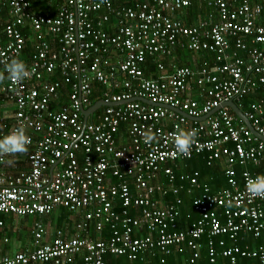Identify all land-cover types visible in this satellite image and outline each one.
Masks as SVG:
<instances>
[{
	"label": "built area",
	"instance_id": "1",
	"mask_svg": "<svg viewBox=\"0 0 264 264\" xmlns=\"http://www.w3.org/2000/svg\"><path fill=\"white\" fill-rule=\"evenodd\" d=\"M194 1L211 10L186 25L179 16ZM37 2L56 13L35 11ZM4 8L9 19L0 35V73L6 76L0 94L15 112L9 128L0 113V136L22 128L33 150L29 170H0V215L42 216L66 208L77 221L73 234L57 230L51 241H45V224L36 221L33 248L0 255V264H71L79 255L82 264H106L108 254L150 264L158 253L167 264L168 256L185 247L191 255L182 264H199L204 247L211 263L251 257L264 264V245L252 250L236 244L246 235L264 236V197L246 190L255 174L245 169L238 177L236 170L264 163V141L223 106L234 100L242 109L248 94L264 90V0L119 6L114 0H0ZM27 30L35 41L29 75L13 83L4 67L22 55ZM232 45L243 55L229 53ZM177 47L212 52L216 61L165 65ZM149 58L158 65V79L145 76ZM94 83L104 87L97 101L117 105L102 106L85 124L82 109L94 104ZM243 112L264 136V97ZM147 130L156 137L149 144L141 135ZM177 130L195 132L187 155L176 152ZM12 156L0 155V168ZM195 156H207L208 164L224 158L228 186L212 192L197 171L179 175L177 184L174 166ZM183 182L189 192L200 191L193 201L200 218L188 231L178 229ZM169 195L175 201L165 200ZM107 226L113 231L107 240L88 235L90 228L101 234Z\"/></svg>",
	"mask_w": 264,
	"mask_h": 264
},
{
	"label": "trees",
	"instance_id": "2",
	"mask_svg": "<svg viewBox=\"0 0 264 264\" xmlns=\"http://www.w3.org/2000/svg\"><path fill=\"white\" fill-rule=\"evenodd\" d=\"M138 1H145V0H114L116 5H123L128 3L129 5L136 4ZM48 5V3H47ZM52 7H46V3H40V5H37L35 7V10H40L42 12L49 11L51 15H54L56 12L51 9ZM6 10L0 11V35H3L4 26L7 23L9 16L7 8H4ZM51 10V11H50ZM211 7L207 4H201L197 1H194L193 4L183 10V12L180 14V18L185 22L186 25H192L194 24L198 17L207 16L210 13ZM49 13V14H50ZM110 25L107 24L105 27L109 30ZM50 40L53 41V37L49 36ZM52 38V39H51ZM56 47V46H55ZM234 51H237L238 54L241 56L243 55L238 49L235 48V45H232L231 50L229 53H233ZM33 51V41L31 39L27 38L26 46L24 48V51L22 53L21 58L27 63L30 62ZM175 60L172 59V57H166L163 59V62L165 65H170L172 62L178 66H193L195 64L201 65L204 62H208L210 64L214 63L216 61V54L208 51H202V52H194L189 49H184L181 47H177L174 51ZM169 69V68H168ZM145 76L147 78H153L158 79L160 75V71L158 69V65L155 61H153L151 58L148 59V62L146 66L144 67ZM168 71V70H167ZM94 93L92 96V102L95 103L97 100L102 98L101 92H103L104 87L101 84L94 83ZM264 97V90L257 89L256 91L248 94L243 99L242 109L244 111L248 110L251 106V104L259 101L261 98ZM101 110V109H100ZM232 115H236L233 110H231ZM7 125L8 128L14 124V121L7 119ZM126 124H122V133H124V126ZM0 128L3 129V124H1ZM6 130V129H5ZM33 150V147H28L26 150V157L23 159V161L20 163L17 162V160L14 161V155L10 158L13 163H5L2 171L6 174H17L20 171H23L27 168L28 163V155ZM174 166V165H173ZM246 167V166H245ZM245 167L243 166H236V170L238 173V177H241V173L243 170H245ZM225 168L226 163L222 159H218L214 161L212 164H208V158L207 156H195L194 158L185 161L184 163H178L177 166H174V171L178 175V182L177 184H181L179 180V175L183 173H191L199 172L200 176L199 179L201 182H206L210 185L212 192H216L217 190L221 188H225L228 186L227 183V177L225 175ZM248 170H250L251 173L257 175V174H264V163L261 165L255 166L252 163L248 164L246 167ZM185 184V187L182 188L180 191V197L183 200V203L180 205V216L178 218V229L180 231H188V229L191 227V225L200 218V213L195 209L193 201L197 196H199L200 191L194 189L193 191L189 192V183L183 182ZM167 201H175V195H169L165 198ZM61 218L68 219L69 216L72 214L68 209L62 208ZM8 214H1L0 215V238L4 236L6 233L11 235V232H8L7 227L3 225L6 217ZM113 231L109 226L105 227L103 232L101 234H98L96 230L93 228H90V233L88 234L92 238H102L104 240H107L112 235ZM85 235V234H83ZM218 239H216L217 241ZM206 237L203 239V243L206 244ZM228 245H234L235 243L232 240L227 241ZM241 247H245L246 245H249L252 250L259 249L260 246L264 245V236L260 238H255L251 235H246L244 237H241L238 239V242L236 243ZM184 252L175 251L174 254L167 257V264H182L184 263L188 257L191 255L188 247H185ZM161 256L159 255L157 259H151L149 258L150 264H162L161 263ZM76 264H82V256L79 255L76 258ZM224 260L219 257L215 263L210 262V258L208 257V252L206 247L202 249V256L199 260V264H223ZM106 264H144L142 261L139 260H130L126 256H118L113 254H108L106 257ZM238 264H260L258 259L251 258V257H240L238 260Z\"/></svg>",
	"mask_w": 264,
	"mask_h": 264
},
{
	"label": "crops",
	"instance_id": "3",
	"mask_svg": "<svg viewBox=\"0 0 264 264\" xmlns=\"http://www.w3.org/2000/svg\"><path fill=\"white\" fill-rule=\"evenodd\" d=\"M40 3H46V7H48L47 2H37L33 4V9L35 10V7L37 5H40ZM35 11H40V10H35ZM53 11H55V9ZM42 13H45V12H42ZM46 13L49 14L50 12L46 11ZM49 15H51V13ZM3 36H4V32H3L2 37ZM26 36L28 39H31L33 41V51H34L35 41H34L33 32L27 30ZM175 55L176 54H174V57L172 58L173 60H175ZM21 56L18 59L23 61L25 66L28 67L30 62L26 63L21 58ZM197 65L198 64H195L193 66H197ZM5 81H6V76L0 73V88ZM192 86H193L192 96H195L197 93V88L195 84H192ZM14 112H15V105L13 104V102L9 99L4 98L0 94V113L4 114L6 123L8 121L7 119H10L11 121L13 120ZM25 152L14 154V161L17 160V162L19 163L20 161L22 162L23 159L27 156ZM221 159L225 162L224 158H221ZM246 167L245 169H247ZM2 168H0V170H2ZM27 170H29L28 163H27V168L25 169V171ZM61 213H63L62 208L54 211L50 215H42V216L36 215V216L20 217V216H16L13 214H8L3 225L7 227L8 232H11V235L6 233L4 236L0 238V255H13L17 252H24L28 249L33 248V242H34L33 228H34V224L36 221L43 222L47 228V233L45 235V241H51L52 238L55 236L56 234L55 232L57 230H63L68 235L73 234L75 232L74 229H75V223L77 221V214L72 213L68 219H65V218H61V215H62ZM185 250L186 249L184 248V251ZM159 255L160 253H158L157 256L150 257V258L157 259ZM75 262L71 264H76Z\"/></svg>",
	"mask_w": 264,
	"mask_h": 264
},
{
	"label": "clouds",
	"instance_id": "4",
	"mask_svg": "<svg viewBox=\"0 0 264 264\" xmlns=\"http://www.w3.org/2000/svg\"><path fill=\"white\" fill-rule=\"evenodd\" d=\"M4 70L8 74V79L13 83L23 80L29 75L24 62L20 59H12L5 64ZM141 135L145 144L151 143L156 138L151 130L144 131ZM194 137V131L177 130L173 141L176 152L181 155H187ZM28 143L29 138L25 135L23 129L17 128L6 135L0 136V155L23 153L27 150ZM7 163L11 164L13 161L9 160ZM246 190L253 196L264 197V174L250 177L246 182Z\"/></svg>",
	"mask_w": 264,
	"mask_h": 264
},
{
	"label": "water",
	"instance_id": "5",
	"mask_svg": "<svg viewBox=\"0 0 264 264\" xmlns=\"http://www.w3.org/2000/svg\"><path fill=\"white\" fill-rule=\"evenodd\" d=\"M133 100H139L145 103H150V101L146 100V99H142V98H134ZM111 105H117L116 103H112V102H108V101H97L96 103H94L91 107H89L88 109H82V113L84 116V123L86 124L88 117L92 114H94L97 110H99L102 106H111ZM223 106H229L233 112L237 115V117L239 119H241L244 124L253 132L254 135L258 136L261 140L264 141V136L259 134V132H257L255 130V128L253 127L251 121L249 120V118L245 115V113L243 112L242 109L239 108V106L237 105V103L234 100H230L228 102H225L223 104ZM218 110V108L216 110H214L212 113L202 116L200 118H195L196 120L202 121L204 119H206L207 117L211 116L214 112H216ZM177 112H179L180 114H182L183 116L189 118V119H194L191 116H189L185 111L180 110V109H176ZM52 170L51 169V174H52Z\"/></svg>",
	"mask_w": 264,
	"mask_h": 264
}]
</instances>
